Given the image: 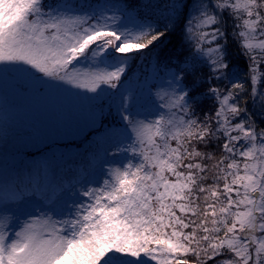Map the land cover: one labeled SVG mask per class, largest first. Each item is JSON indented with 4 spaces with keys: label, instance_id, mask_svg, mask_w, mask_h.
I'll use <instances>...</instances> for the list:
<instances>
[{
    "label": "snow or ice",
    "instance_id": "obj_1",
    "mask_svg": "<svg viewBox=\"0 0 264 264\" xmlns=\"http://www.w3.org/2000/svg\"><path fill=\"white\" fill-rule=\"evenodd\" d=\"M0 73L89 101L72 179L0 168V264H264V0H0Z\"/></svg>",
    "mask_w": 264,
    "mask_h": 264
},
{
    "label": "rangeland",
    "instance_id": "obj_2",
    "mask_svg": "<svg viewBox=\"0 0 264 264\" xmlns=\"http://www.w3.org/2000/svg\"><path fill=\"white\" fill-rule=\"evenodd\" d=\"M145 62L142 58L138 65ZM88 104L76 94L56 89L22 93L17 77L0 73V168L5 164L11 173L48 161L57 179H72L87 165L81 154L87 147ZM70 119L73 123L64 125ZM38 130L49 132L41 141L28 142Z\"/></svg>",
    "mask_w": 264,
    "mask_h": 264
},
{
    "label": "trees",
    "instance_id": "obj_3",
    "mask_svg": "<svg viewBox=\"0 0 264 264\" xmlns=\"http://www.w3.org/2000/svg\"><path fill=\"white\" fill-rule=\"evenodd\" d=\"M166 43V42H165ZM161 47H162V45H161ZM82 110V109H81Z\"/></svg>",
    "mask_w": 264,
    "mask_h": 264
}]
</instances>
